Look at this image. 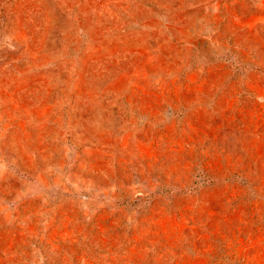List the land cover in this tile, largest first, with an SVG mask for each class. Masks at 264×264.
<instances>
[{
    "label": "rangeland",
    "instance_id": "obj_1",
    "mask_svg": "<svg viewBox=\"0 0 264 264\" xmlns=\"http://www.w3.org/2000/svg\"><path fill=\"white\" fill-rule=\"evenodd\" d=\"M0 264H264V0H0Z\"/></svg>",
    "mask_w": 264,
    "mask_h": 264
}]
</instances>
